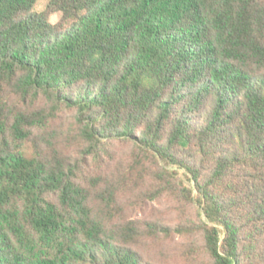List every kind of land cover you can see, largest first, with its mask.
Segmentation results:
<instances>
[{
	"label": "trees",
	"instance_id": "trees-1",
	"mask_svg": "<svg viewBox=\"0 0 264 264\" xmlns=\"http://www.w3.org/2000/svg\"><path fill=\"white\" fill-rule=\"evenodd\" d=\"M37 2L0 0V264H264V0Z\"/></svg>",
	"mask_w": 264,
	"mask_h": 264
},
{
	"label": "rangeland",
	"instance_id": "rangeland-1",
	"mask_svg": "<svg viewBox=\"0 0 264 264\" xmlns=\"http://www.w3.org/2000/svg\"><path fill=\"white\" fill-rule=\"evenodd\" d=\"M48 2H49V0H38V2L36 4V10L42 11L46 7ZM55 14L58 16V20H59L61 13H55Z\"/></svg>",
	"mask_w": 264,
	"mask_h": 264
},
{
	"label": "clouds",
	"instance_id": "clouds-1",
	"mask_svg": "<svg viewBox=\"0 0 264 264\" xmlns=\"http://www.w3.org/2000/svg\"><path fill=\"white\" fill-rule=\"evenodd\" d=\"M48 22L51 25L55 26V24L58 22V16L55 13L50 15L49 18H48Z\"/></svg>",
	"mask_w": 264,
	"mask_h": 264
}]
</instances>
